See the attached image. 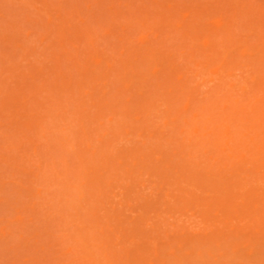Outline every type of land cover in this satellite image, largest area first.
<instances>
[{"label":"rangeland","instance_id":"rangeland-1","mask_svg":"<svg viewBox=\"0 0 264 264\" xmlns=\"http://www.w3.org/2000/svg\"><path fill=\"white\" fill-rule=\"evenodd\" d=\"M261 39L264 0H0V264H83L91 147L137 139L110 122L139 97L121 81L128 52L174 53L196 107L217 113L242 96L254 73L241 51ZM232 49L220 71L218 53ZM255 61L264 74V57Z\"/></svg>","mask_w":264,"mask_h":264},{"label":"bare ground","instance_id":"bare-ground-1","mask_svg":"<svg viewBox=\"0 0 264 264\" xmlns=\"http://www.w3.org/2000/svg\"><path fill=\"white\" fill-rule=\"evenodd\" d=\"M234 51L208 56L222 71ZM241 55L254 74L215 113L196 107L174 53L149 43L128 52L121 81L139 97L110 122L137 141L102 136L91 147L83 264H264V74L253 70L264 40ZM101 63L85 71L91 82Z\"/></svg>","mask_w":264,"mask_h":264}]
</instances>
